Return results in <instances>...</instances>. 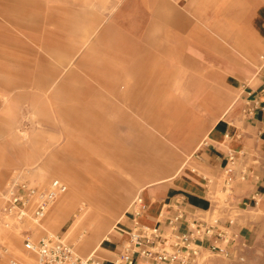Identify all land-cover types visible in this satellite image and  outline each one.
Masks as SVG:
<instances>
[{
	"label": "rangeland",
	"instance_id": "1",
	"mask_svg": "<svg viewBox=\"0 0 264 264\" xmlns=\"http://www.w3.org/2000/svg\"><path fill=\"white\" fill-rule=\"evenodd\" d=\"M262 13L264 0H0V264L28 261V229L34 241L59 237L88 256L142 186L183 165L200 178L207 149L200 144L226 106L246 132L239 85L262 64L254 26ZM211 96L222 104L210 118L197 103ZM235 156L213 178L214 210L197 215L219 221L231 251L194 247V264H264V200L240 210L234 194L246 170L234 177ZM51 164L68 172L60 176ZM16 175L39 187L56 179L68 186L40 225L3 214ZM71 190L77 202L63 215ZM84 205L89 215L111 217L87 252L77 244L88 247L99 218H82Z\"/></svg>",
	"mask_w": 264,
	"mask_h": 264
},
{
	"label": "crops",
	"instance_id": "2",
	"mask_svg": "<svg viewBox=\"0 0 264 264\" xmlns=\"http://www.w3.org/2000/svg\"><path fill=\"white\" fill-rule=\"evenodd\" d=\"M254 26L259 43L264 48V13L255 20ZM96 34L97 28L90 29L82 47L84 48L85 44L87 46ZM260 58L262 64L259 71L255 72L250 80L242 78L239 85L242 111L249 116L247 122L244 123L246 132L243 134L240 132L242 123L240 117L236 116L237 113L231 114L234 105L226 106L207 132L204 142L200 144V148H207L199 164L204 174L198 178L197 174L190 173L183 165L168 177L150 181L142 186L138 191L137 198L143 197L146 209L141 216L135 218L136 222H141L149 227H158L166 238V233L171 227L169 220L176 217L178 213L185 212L186 217L189 219L190 217H196L198 212L213 211L214 208L210 198L211 188L214 186L213 178L221 177L222 172L229 165V157L235 159V155H238V172L234 173V177L237 179L243 173L242 166L246 170V173L242 176L244 181L236 184L234 194L240 210L252 209L258 204L257 199L264 200V55H261ZM198 94L195 96L196 99H199ZM197 104L205 107L211 118L222 104V100L211 96L210 100L198 101ZM86 113L88 117L96 119L91 109L89 112L86 110ZM88 127L90 135L96 131V124L88 125ZM207 141L210 143H207ZM50 167L52 168L53 164ZM53 168L59 172L60 176L68 172L66 166L60 164L55 165ZM218 185L217 182L215 187ZM223 188L225 189V187ZM70 194L74 205L77 202V194L74 190H71ZM85 205L82 209V218L90 220L93 217H98L99 221L93 226V231L97 233L96 238L88 247L82 249L81 242L77 244L78 250L81 252H87L92 247L94 241L111 220L110 215H89L90 210ZM164 206H167L168 210L167 215L162 218V212L166 208ZM129 210L130 208L124 211V216L120 217L113 230L99 241V243L102 242L98 246L99 248L96 245L92 249H99V255L105 260L104 263L106 264H109L108 262L113 258L114 252L120 250L121 244L128 237L127 234L132 226V217ZM177 228L179 232H186L188 230L187 220L180 221ZM241 239L244 240V236L241 235ZM226 243L229 251H231L230 240ZM103 245L113 247V249L108 252ZM103 251H107L110 255H105L106 253Z\"/></svg>",
	"mask_w": 264,
	"mask_h": 264
},
{
	"label": "built area",
	"instance_id": "3",
	"mask_svg": "<svg viewBox=\"0 0 264 264\" xmlns=\"http://www.w3.org/2000/svg\"><path fill=\"white\" fill-rule=\"evenodd\" d=\"M67 192L68 186L62 180L56 179L47 187H39L16 175L4 191L3 214L13 216L19 223L29 220L40 225L50 208ZM130 209L133 227L109 264H194L197 255L194 247H206L221 254L230 253L228 245L223 247L225 236L219 229V221L211 224L198 216L188 219L185 212H180L169 220L174 229L168 240L158 227L136 222L135 218L146 209L142 196L133 201ZM183 220H187L188 230L179 232L177 224ZM5 226L9 227V223ZM32 234L29 229L23 231L28 261L14 259L11 264H106L98 254L99 247L88 256H82L64 239L52 236L37 242Z\"/></svg>",
	"mask_w": 264,
	"mask_h": 264
},
{
	"label": "bare ground",
	"instance_id": "4",
	"mask_svg": "<svg viewBox=\"0 0 264 264\" xmlns=\"http://www.w3.org/2000/svg\"><path fill=\"white\" fill-rule=\"evenodd\" d=\"M73 206V203L71 202V203H69V202H67L66 203V205H64V209H63V215H64V213L66 212V210H68L70 207H72ZM95 225V224H94ZM90 229H93V224H92V226L90 227ZM96 232L95 231H93V233H92V235L88 238V243L90 244L95 238H96ZM51 237V236H50Z\"/></svg>",
	"mask_w": 264,
	"mask_h": 264
}]
</instances>
